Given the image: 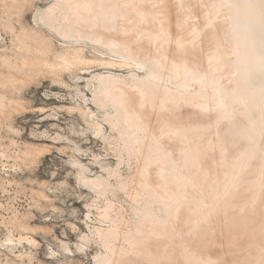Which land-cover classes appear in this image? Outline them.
Listing matches in <instances>:
<instances>
[{
	"label": "rangeland",
	"instance_id": "374dc122",
	"mask_svg": "<svg viewBox=\"0 0 264 264\" xmlns=\"http://www.w3.org/2000/svg\"><path fill=\"white\" fill-rule=\"evenodd\" d=\"M110 1L72 0L77 9L73 12L60 11L53 6L55 0H0V264H116L121 258L144 262L140 246L154 254V264H179L172 251L186 240L181 235L184 207L193 214L190 232L196 230L201 237L196 248L208 252L212 264H255L264 249V242L257 243L264 238V218L251 211L245 218L230 219L216 203L221 191L229 198L237 192L248 153L218 160L208 170L211 186H203L202 176H194L184 164L181 149L164 152V142L176 138L177 127L171 121H161L155 130L144 112H126L116 104L124 112L112 126L94 99L97 80L86 81L110 70L98 61L62 65L57 55L82 46L87 58L119 59L139 47L150 68L167 76V89L187 83L185 96L175 92L167 99L177 122L186 128L189 120L198 122L203 116L202 130L192 126L180 143L200 141L214 127L243 119L251 130L249 148L258 151L264 139V54L254 51L245 27L242 42L232 32L227 35L234 42L226 44L230 68L213 48L202 67L183 65L181 51L200 45L219 18L229 17L226 0H206L214 7L207 18L198 5L189 12L180 10L179 0H116V11L105 14ZM161 4L165 12L158 17L155 11ZM35 11L45 23L34 21ZM140 18L147 24L142 26ZM119 29L125 42L116 40L110 52L92 44L98 34L104 43L115 40ZM111 72L122 78L143 70L115 67ZM260 79L263 82L256 84ZM239 82L249 84L236 89ZM131 84L127 77L124 85ZM104 86L98 103H119L109 100ZM160 92L156 91L158 102ZM133 95L135 100L142 97L138 91ZM74 105L95 112L85 113ZM152 110L156 112V106ZM134 115L138 122L132 124ZM98 120L101 133L89 125ZM207 139L213 151L222 146L215 133ZM164 154L173 156L169 163L161 160ZM79 164L89 176H101L105 185H85L76 175ZM228 168L237 173L232 181L222 177ZM252 176L253 186L239 200L250 209L259 198L257 187H252L264 181V151ZM233 223L243 225L242 233H228ZM165 224L170 229L157 228ZM142 225L149 228L140 233ZM167 241L171 245L163 249Z\"/></svg>",
	"mask_w": 264,
	"mask_h": 264
},
{
	"label": "bare ground",
	"instance_id": "6f19581e",
	"mask_svg": "<svg viewBox=\"0 0 264 264\" xmlns=\"http://www.w3.org/2000/svg\"><path fill=\"white\" fill-rule=\"evenodd\" d=\"M71 1L72 0H55L53 6L59 7L58 9L60 11L72 10L73 12H76L77 10L75 7L76 5ZM216 1L212 0L214 4L215 2L219 4L221 0H216ZM226 1H228L231 5L229 8L230 11L228 12L229 17L227 19L219 18L215 23V25L211 27L210 32L202 37V39L200 40L202 43L200 45L196 44L190 48H185L184 50L181 51L180 53L181 62L183 63L184 66H189L193 68L202 67L205 64V59L208 51L213 48L215 49L217 54L222 55V58L224 59V65L227 68L231 67V64H229V62L226 61V54H227L226 51L229 48L226 46V44L228 43L229 46H233L234 42H232V39H230L227 35H229L228 33L232 32L233 36L235 37V26H234L235 24L232 25L231 22L232 20H234V18L237 19L238 11L241 8L243 9L244 12V22H245L246 31L249 33L250 39L253 42L254 51L259 54H264V0H226ZM208 3L210 2H206V0H179L178 8L180 10H183L182 8H184L186 11H188L195 8L194 7L195 5L196 6L198 5L199 8L201 9L202 17L207 18L210 14L213 13V9H214V7H211L213 6L212 5L213 3L211 5L209 4L210 6L208 5ZM116 7H117V1L111 0L109 2V5L105 8V14H108L109 12L113 13L114 11H116ZM164 10H165V5L161 4L157 7L155 12L158 15V17L160 16L162 17L163 12H165ZM50 13L51 12H49V14ZM185 14L181 15L183 16L182 19H184ZM42 16L43 15H41L40 11H35L33 13V19L37 23H41V22L45 23V21H43L44 18ZM80 17L81 16L77 14L75 19L80 20ZM139 20L142 26L144 24H147L148 22L144 18H140ZM152 25L157 26V21L155 20L152 23ZM123 26H125V24ZM56 31L57 33H61L59 28H56ZM115 34L119 36H116L115 40L114 39L107 40V42H105L106 44L104 43V40L101 38L102 37L101 34H98L93 39L92 44L97 45V47L99 46L102 47L105 52L106 51L110 52L112 50L111 46L113 45V43H116V40L122 44L123 42H125V38L121 37L122 35H124L122 29L121 30L119 29V32H116ZM69 49L72 50H68L61 53L59 52L57 55V59L59 60V62H61L62 65L63 64L72 65L75 63L80 64V62L82 63L85 62L86 64V63H92L98 61L97 62L98 66H101L103 69L110 70V72L107 71L103 73L99 72L98 74H95L93 77L89 76V78H87L86 80L87 82L90 81L93 82L97 80V82L94 83L95 85V89L93 91L94 99L96 100V103L98 104L99 107H103L106 110V118L108 122L114 127L117 126L120 122V113L124 111L120 112L119 110L120 107L116 106V104L117 105L121 104L123 108H125L126 112H131V113H134L133 111L135 112L138 111L139 113L144 112L145 113L144 116L151 122L150 124L152 128H154L155 130L160 127L161 121L163 120L171 121L173 126L177 127V129L174 131L176 138L169 137L164 142L163 144L165 148L164 152L165 151L171 152L174 151V149H179V150L181 149L180 157L183 159L184 164L187 165V169L191 172V174H193L196 177L202 176L201 183L203 184V186H205L206 184L208 186H211L210 179L207 180L208 170L211 169L214 164L219 163V161H224V162L229 161L233 157L235 152L241 154L247 152L248 155L246 157H249V160L247 161V167H244L243 169L244 173L241 172L242 174L240 175L237 181V187H238L237 192L235 193L234 196L229 198L226 196V190L221 191L217 196V201H216L217 207L221 209V212L226 213V215L229 216L230 219L236 216L239 217V215L248 216V214L251 211H256V216H259L260 218H264V181L261 185L252 187L253 189L254 188L256 189L257 187V191L255 192H258L259 194L258 202L253 209L246 208L239 203V200L243 197L245 191H247L250 185L254 183L252 182L253 179L252 175L255 172H258L259 164L263 159V151H264V139L263 141H261L260 148L258 151L249 148V145L253 141H251L252 140V136L250 134L251 130L250 127L247 125V122H245L243 119H237L230 123L214 127L213 131H211V133L205 134L200 139V141H194L192 143L182 144L180 143V141L182 140V138L186 139L187 129L192 128V126H195L196 129L200 130V128L204 127L202 121L203 119L202 115H200L201 116L200 118H202L201 121L199 120L197 122V121L189 120L190 125H187V127L184 128L183 127L184 125L179 124L180 121L177 122L178 116H175L172 113V111L169 110L170 105L168 98H170L171 95L175 92H177V96L179 97L185 96L187 94L186 91L187 90L186 87L188 86L187 83L185 82L179 83L175 87V89H167L164 86V82L168 79L167 76L162 75L158 71L150 68L149 62L146 59L147 55H139V52H141L139 47H135V49L132 50L131 55H124L122 58L119 59H115L114 57L112 58L105 57V56L104 57L100 56L97 59L87 58L83 54L82 46L80 47L75 46ZM115 67H120V69L125 67L128 68L136 67L143 70V72L141 75H137L136 73L131 72V74L121 78L120 75H117L118 72L117 74H115V72L114 73L111 72V71H115ZM117 76H119L120 78H117ZM127 77L131 79L132 82L131 86L124 85V82ZM262 82L263 81L261 79L256 80V84H261ZM248 84L249 82L248 83L239 82V84L236 86V89H241L243 87H246L248 86ZM104 85L108 87L107 96L109 100L111 99L112 101H116L119 103H115L112 105H108L105 102H102L100 104L98 103L101 95L100 88L105 87ZM158 90L161 91L160 102L157 101L158 92L156 93V91ZM137 91L140 93L142 97H139L137 100H135L133 92L135 93ZM155 106H156V112H153L152 107ZM72 108L73 109L77 108L80 110L83 109L80 105L78 106L74 105V107ZM83 111L89 114H93L95 112V110L87 109V108L86 109L84 108ZM193 114L198 115L200 113H198L197 111H192V115ZM130 118H132L131 119L132 124L138 122L137 116L134 115V118L133 117ZM132 120L134 122H132ZM89 125L95 127L98 133L102 132L103 127L102 124L100 123V120H98V122L89 123ZM214 133L216 134L217 139L222 143V146L218 150L214 148L213 151L212 144L209 141H207L208 140L207 138H209V136ZM171 158H173V156L171 155L167 156L164 154L161 160H166L167 163H169ZM77 169H78V174H76L77 178H79L85 185L88 184V186L95 187L97 189L98 188L100 189L105 185L101 176H95V177H92L91 175L89 176L86 172L87 168L85 167V165L79 164ZM236 175L237 173H235L234 171L228 168L226 170V173L222 177L225 180L232 181ZM110 206L111 204L108 203L107 207L104 209L105 216L108 215L107 211L110 209ZM183 210H184L183 215L185 216L183 218V223L181 224V235L183 236V239L186 240L184 241L185 243L178 245V247L175 248L174 251H172L173 252L172 258L173 259L175 258L177 261H179V264L215 263L214 258L210 256L208 252L204 253L198 249L199 247L196 248L197 247L196 243H200L199 240L201 237L200 236L198 237L196 230L190 232V224L192 222L191 216L193 215L191 210H186V207H184ZM152 224L153 226L155 225V223ZM148 228H149L148 225L146 226L142 225L139 228V231L141 233L143 232V230H147ZM157 228L168 230L170 229V226L169 224H165ZM242 229H243V225L241 223L239 224L233 223L230 229L228 230V233L233 235L235 233H240V232L242 233ZM171 231L172 230H170V232ZM262 242H264L263 237L257 243H262ZM262 244L264 247V243ZM170 245L171 244L167 241L163 246V249L169 248ZM139 251L141 257L145 259L144 262H135V260L132 258H121L116 264H154L153 263L154 254L152 252H147L146 250H144L143 246L139 247ZM260 254L261 257L255 262V264H264V249H262ZM106 260H108V258ZM96 261L100 262L101 259L99 260V258H96ZM169 263L170 261H168V264ZM101 264H106V261L105 263L104 261H102ZM157 264H159V261Z\"/></svg>",
	"mask_w": 264,
	"mask_h": 264
},
{
	"label": "clouds",
	"instance_id": "9594fccd",
	"mask_svg": "<svg viewBox=\"0 0 264 264\" xmlns=\"http://www.w3.org/2000/svg\"><path fill=\"white\" fill-rule=\"evenodd\" d=\"M235 36L238 42H242L245 39V22L244 12L242 8L238 11L237 20L235 24Z\"/></svg>",
	"mask_w": 264,
	"mask_h": 264
}]
</instances>
